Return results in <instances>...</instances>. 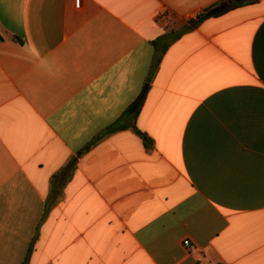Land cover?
<instances>
[{
  "label": "crops",
  "instance_id": "obj_1",
  "mask_svg": "<svg viewBox=\"0 0 264 264\" xmlns=\"http://www.w3.org/2000/svg\"><path fill=\"white\" fill-rule=\"evenodd\" d=\"M218 1L0 0V264H264V0ZM143 94L151 150L83 152Z\"/></svg>",
  "mask_w": 264,
  "mask_h": 264
},
{
  "label": "trees",
  "instance_id": "obj_2",
  "mask_svg": "<svg viewBox=\"0 0 264 264\" xmlns=\"http://www.w3.org/2000/svg\"><path fill=\"white\" fill-rule=\"evenodd\" d=\"M230 1H232V3H229ZM251 3H253V2H243V1H236V0H220V1H218L212 5L208 6L207 8H205L203 10V12L200 13L196 17L195 20H193L189 23V25L191 27H194L205 19L216 18V17L222 16L223 14H225V13H227L233 9H236V8H239L243 5L251 4ZM178 37H179V35H177L176 37H173L171 41L177 40ZM143 100H144V94L141 95V97L139 98V101L137 102L136 108L130 113V115L126 119H121V120L115 122L114 124H112L110 127H108L105 130V132H103L101 135H99L95 139V141H93L88 147L85 148V150H83V152L88 150L90 146L95 144L102 137L109 135V134L119 132V131H124V130L132 131L135 135H137L141 139L145 149L151 150L153 148V140L148 135H146L145 133H142L140 130H138L136 127V123H135L139 109L143 103ZM78 154L80 155V154H82V152H79ZM75 162H76V158L73 161H71V164L65 166L58 173V175H55L53 177V179L54 178L58 179L60 173H64L61 176V177H63L61 182L58 184L55 183V186L53 187V190L51 193V199H53V201L60 198L61 190H62L64 184L70 179L73 168L75 167ZM26 262H25V264H26Z\"/></svg>",
  "mask_w": 264,
  "mask_h": 264
},
{
  "label": "water",
  "instance_id": "obj_3",
  "mask_svg": "<svg viewBox=\"0 0 264 264\" xmlns=\"http://www.w3.org/2000/svg\"><path fill=\"white\" fill-rule=\"evenodd\" d=\"M236 1H243V2H254V1H257V0H236ZM229 3H232V1H230Z\"/></svg>",
  "mask_w": 264,
  "mask_h": 264
},
{
  "label": "built area",
  "instance_id": "obj_4",
  "mask_svg": "<svg viewBox=\"0 0 264 264\" xmlns=\"http://www.w3.org/2000/svg\"><path fill=\"white\" fill-rule=\"evenodd\" d=\"M184 244L187 246L189 243L188 242H185Z\"/></svg>",
  "mask_w": 264,
  "mask_h": 264
}]
</instances>
